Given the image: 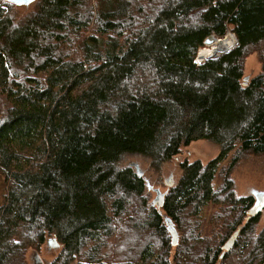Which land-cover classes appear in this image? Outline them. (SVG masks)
Wrapping results in <instances>:
<instances>
[{
  "label": "trees",
  "instance_id": "1",
  "mask_svg": "<svg viewBox=\"0 0 264 264\" xmlns=\"http://www.w3.org/2000/svg\"><path fill=\"white\" fill-rule=\"evenodd\" d=\"M21 7L0 0V264L46 244L60 253L44 264H264L262 212L248 219L255 198L232 178L264 155V0ZM229 33L236 48L196 63ZM201 140L219 155L182 161L160 207L144 174L117 166L137 154L158 171Z\"/></svg>",
  "mask_w": 264,
  "mask_h": 264
},
{
  "label": "rangeland",
  "instance_id": "2",
  "mask_svg": "<svg viewBox=\"0 0 264 264\" xmlns=\"http://www.w3.org/2000/svg\"><path fill=\"white\" fill-rule=\"evenodd\" d=\"M30 6H23L19 8L17 12V17L21 18L26 15L29 12ZM231 36H233V34L229 33L225 38L217 39V41L228 39ZM236 47L237 42L234 48ZM206 48L208 49V47L206 46L203 50H207ZM201 50L198 53L197 59L200 58ZM223 53H218L216 55H221ZM212 57H215V55ZM212 57L206 58L205 60L210 59ZM245 65V77H248V79L256 76L261 71V63L255 54L247 58ZM219 152L220 149L217 145L208 141L201 140L192 143L186 148H183L182 154H180L175 160L163 164L160 170L158 171L152 168L149 159L137 154H125L117 163V166L120 169L132 168L135 171L144 174L148 185L151 186L152 189H154V191L151 192L149 196L150 202L153 204V202L156 201L157 198V193L155 192V190L165 192L167 188L165 184L166 181L175 183L179 180L181 176L179 164L182 161L188 160L190 163H193L195 161H201L203 164L206 165L210 161L214 160L219 155ZM226 164H228V162L225 163V165ZM232 178L235 183V192L238 197H246L248 195H252L253 191L264 192V155H245L242 160H240L236 168L233 170ZM7 191V185L4 183V179L0 175V204L3 202L4 196L7 194ZM263 227L264 209L262 211V218L258 230L261 231ZM59 253V249H53L46 244L41 248L39 253L32 250L28 255V261L29 264H44V262L48 263L52 261Z\"/></svg>",
  "mask_w": 264,
  "mask_h": 264
},
{
  "label": "water",
  "instance_id": "3",
  "mask_svg": "<svg viewBox=\"0 0 264 264\" xmlns=\"http://www.w3.org/2000/svg\"><path fill=\"white\" fill-rule=\"evenodd\" d=\"M9 3H12L14 5H17V6H30L31 4H33L36 0H5ZM215 38H209L206 40V46H211L215 43ZM237 45H238V41H237ZM166 183L168 185H172V183L170 181H166ZM155 192L157 193V198H156V201L153 202V205H157V206H161L162 205V202L160 201L161 198L163 197V194L160 190H155ZM255 198V205L252 207V209H250V211L248 212V219H250L252 216H257L260 212L263 211L264 209V192H261V191H253V194H252ZM159 200V201H158ZM168 229L172 235V239H173V245H177L178 244V234H177V231L176 229L171 225L170 222H168ZM57 245V242L56 240H51L49 241V245L52 246V245ZM226 250L229 249V245L224 247Z\"/></svg>",
  "mask_w": 264,
  "mask_h": 264
},
{
  "label": "bare ground",
  "instance_id": "4",
  "mask_svg": "<svg viewBox=\"0 0 264 264\" xmlns=\"http://www.w3.org/2000/svg\"><path fill=\"white\" fill-rule=\"evenodd\" d=\"M236 42H237V40L234 37V35L228 39L218 40V41H216V43L213 45L212 48L207 49V50L202 49L200 52V58H198V59L199 60H205L206 58L212 57L218 53H223V52L229 51L230 49L235 47Z\"/></svg>",
  "mask_w": 264,
  "mask_h": 264
},
{
  "label": "built area",
  "instance_id": "5",
  "mask_svg": "<svg viewBox=\"0 0 264 264\" xmlns=\"http://www.w3.org/2000/svg\"><path fill=\"white\" fill-rule=\"evenodd\" d=\"M216 41H217V39H215ZM216 41H215V43H216ZM214 45V44H213ZM213 45L212 46H207L208 47V49L209 48H212L213 47ZM207 49V48H206ZM227 53V52H226ZM218 55H215V57H217ZM204 62V60H199V59H196V63L197 64H200V63H203Z\"/></svg>",
  "mask_w": 264,
  "mask_h": 264
}]
</instances>
